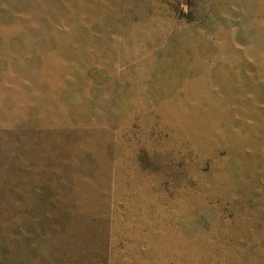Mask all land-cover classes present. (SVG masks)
I'll return each instance as SVG.
<instances>
[{"label": "rangeland", "instance_id": "1", "mask_svg": "<svg viewBox=\"0 0 264 264\" xmlns=\"http://www.w3.org/2000/svg\"><path fill=\"white\" fill-rule=\"evenodd\" d=\"M0 264H264V0H0Z\"/></svg>", "mask_w": 264, "mask_h": 264}]
</instances>
